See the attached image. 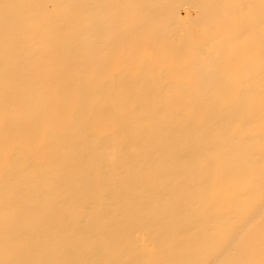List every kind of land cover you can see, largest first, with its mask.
Segmentation results:
<instances>
[{"label": "bare ground", "instance_id": "6f19581e", "mask_svg": "<svg viewBox=\"0 0 264 264\" xmlns=\"http://www.w3.org/2000/svg\"><path fill=\"white\" fill-rule=\"evenodd\" d=\"M0 264H264V0H0Z\"/></svg>", "mask_w": 264, "mask_h": 264}]
</instances>
